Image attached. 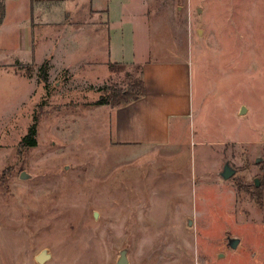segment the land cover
<instances>
[{"label": "rangeland", "instance_id": "rangeland-1", "mask_svg": "<svg viewBox=\"0 0 264 264\" xmlns=\"http://www.w3.org/2000/svg\"><path fill=\"white\" fill-rule=\"evenodd\" d=\"M115 7L112 47L124 48L113 55L137 63L114 70L105 32L94 53L69 42L65 62L85 63L43 82L40 64L14 63L0 31V264H116L123 248L127 264H264V0ZM140 64L159 145L116 143L114 104L93 105L140 78ZM33 117L36 144L21 146Z\"/></svg>", "mask_w": 264, "mask_h": 264}, {"label": "crops", "instance_id": "crops-1", "mask_svg": "<svg viewBox=\"0 0 264 264\" xmlns=\"http://www.w3.org/2000/svg\"><path fill=\"white\" fill-rule=\"evenodd\" d=\"M116 5H120V0H3L4 15L0 22V31L3 28L7 30L6 42L9 51L13 53L14 63L41 64L48 59L47 72L63 69L77 72L85 59L76 68L66 63L64 54L70 47L68 43L70 42L72 48L82 49L85 42L80 43V39L87 40L94 53L101 49L99 38L105 32L109 39L103 49L106 69L110 62L136 64L133 52L125 58L121 55V61H117V57L113 55L122 53L124 48L123 41L116 42L112 47L109 33V18L111 12L116 11ZM120 17L121 15L118 20ZM147 22V29H150L151 22L149 19ZM77 31L79 34L76 36ZM37 41L41 43L39 53L36 50ZM150 62L147 59L145 64L149 65ZM140 76L145 85L144 95L125 105L112 107V118L109 121L111 133L118 144L159 145L165 142L163 133L159 135L160 132L157 131V104L151 99V93L155 91L151 92L150 85L147 84L145 65Z\"/></svg>", "mask_w": 264, "mask_h": 264}, {"label": "trees", "instance_id": "trees-1", "mask_svg": "<svg viewBox=\"0 0 264 264\" xmlns=\"http://www.w3.org/2000/svg\"><path fill=\"white\" fill-rule=\"evenodd\" d=\"M3 0H0V22L3 18ZM119 66L120 63L110 62L108 64L109 70H114L115 67ZM40 80L47 82L48 79V59L42 62L39 66ZM141 72V71H140ZM128 87L126 89L113 88L110 92L102 93L97 99H95L93 105L95 104H114V105H125L127 102L136 100L145 93V85H143L142 77L137 79H132L128 82ZM32 124L29 125L27 132L22 136L20 140L21 146L33 147L36 144V125L38 119L33 117Z\"/></svg>", "mask_w": 264, "mask_h": 264}, {"label": "water", "instance_id": "water-1", "mask_svg": "<svg viewBox=\"0 0 264 264\" xmlns=\"http://www.w3.org/2000/svg\"><path fill=\"white\" fill-rule=\"evenodd\" d=\"M244 110H245V107L241 106L239 112L242 113ZM255 160L260 161V158L257 157ZM235 171L236 170L231 165V163L229 161L225 160V162L222 166V169L219 172V176L224 178V179H228V178L232 177V175L235 173ZM20 177L21 178H27L28 174H26L23 171V172H21ZM254 181H255V185L257 186L259 183L258 177H255ZM94 215H96V212L94 213ZM187 223L190 224V221H188ZM226 239H227L228 245L233 249L238 245V243L240 241V239H238V237L229 236V235L226 236ZM126 252H127V250L125 248H123L119 251V254H118L117 260H116V264H127L128 263V258L126 257ZM49 258H50V253L45 248L42 249L41 251H39L37 253V255L35 256V260L38 261L39 263H43L44 261H46Z\"/></svg>", "mask_w": 264, "mask_h": 264}]
</instances>
